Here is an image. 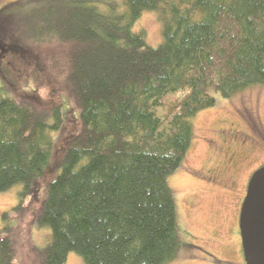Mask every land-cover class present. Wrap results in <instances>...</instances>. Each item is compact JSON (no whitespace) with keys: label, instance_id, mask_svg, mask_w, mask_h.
I'll return each mask as SVG.
<instances>
[{"label":"trees","instance_id":"obj_1","mask_svg":"<svg viewBox=\"0 0 264 264\" xmlns=\"http://www.w3.org/2000/svg\"><path fill=\"white\" fill-rule=\"evenodd\" d=\"M122 2L0 10V78L15 94L0 99V192L21 186L0 214V264H64L71 251L84 264L170 261L183 242L166 178L190 148L191 118L215 104L209 91L264 84V0ZM145 10L162 26L156 47L132 31ZM11 71L25 84L47 72L78 110L49 181L62 103L10 85ZM41 226L51 239L38 248Z\"/></svg>","mask_w":264,"mask_h":264},{"label":"rangeland","instance_id":"obj_2","mask_svg":"<svg viewBox=\"0 0 264 264\" xmlns=\"http://www.w3.org/2000/svg\"><path fill=\"white\" fill-rule=\"evenodd\" d=\"M15 1L17 0H0V10H12L14 6H10ZM115 1L120 4V8L123 7L122 0ZM139 30L144 31L146 42L150 46L156 47L161 43L162 26L154 11L142 12L132 26V31ZM7 78L10 85L14 84L27 92L34 90L46 105L54 103L55 100L62 103L63 125L55 135L46 178L49 181L56 173L54 165L67 141L79 131L78 110L71 103L66 85L47 72L41 73L37 79L33 74L30 75L27 84L18 82L13 71ZM2 80L0 78V99L15 98L12 88H7ZM209 93L215 98V104L200 110L191 118L193 138L190 148L178 169L166 178L176 205L181 240L194 246L184 244L174 258L163 264H245L240 237L237 243L233 232L230 235L225 232L226 228L233 225L237 207L238 212L240 210L244 195L240 198L238 196L244 192L243 187L240 184L234 186L227 179L213 180L207 169L219 163L227 146L228 151L231 150L224 139L227 132L252 137L257 130L264 128V84L248 86L229 98H221L211 91ZM251 155L254 156L255 152H251ZM20 187V184H14L0 192V214L17 203ZM39 189L43 192L44 187ZM30 237V243L38 248L43 247L51 239L50 229L47 226L33 227ZM64 264L84 262L77 253L71 251Z\"/></svg>","mask_w":264,"mask_h":264},{"label":"flooded vegetation","instance_id":"obj_3","mask_svg":"<svg viewBox=\"0 0 264 264\" xmlns=\"http://www.w3.org/2000/svg\"><path fill=\"white\" fill-rule=\"evenodd\" d=\"M235 134L236 133L227 132L224 135L225 142L227 141L229 143L231 150H229V152V147L227 146L225 155L222 156L219 163H216L212 168L210 167L207 170L210 172L211 179L216 181L227 179L228 182L234 186L240 184L243 187V193H245L246 186L253 172L264 166V128L257 130L252 137L242 134H238L237 136ZM251 152H255V155L252 156ZM243 193H241L238 198L243 197ZM239 212L237 207L233 217L232 227L226 228L225 230L229 235L232 234V232L236 235L237 243L240 237L238 228ZM184 244L189 247L194 246L190 242H183L182 246Z\"/></svg>","mask_w":264,"mask_h":264},{"label":"water","instance_id":"obj_4","mask_svg":"<svg viewBox=\"0 0 264 264\" xmlns=\"http://www.w3.org/2000/svg\"><path fill=\"white\" fill-rule=\"evenodd\" d=\"M245 264H264V166L251 175L238 217Z\"/></svg>","mask_w":264,"mask_h":264}]
</instances>
